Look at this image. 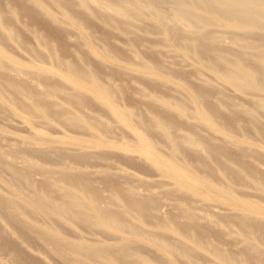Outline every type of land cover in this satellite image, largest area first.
Returning <instances> with one entry per match:
<instances>
[{
    "label": "rangeland",
    "instance_id": "374dc122",
    "mask_svg": "<svg viewBox=\"0 0 264 264\" xmlns=\"http://www.w3.org/2000/svg\"><path fill=\"white\" fill-rule=\"evenodd\" d=\"M190 1L199 15L192 21L199 23L177 19L169 0L153 6L147 0H0L2 62L18 69L13 75L0 68V147L23 173L31 163L65 167L67 182L80 178L105 200L113 195L115 203L129 187L155 193L143 191L142 205L149 208L139 217L126 212L123 219L177 246L207 245L264 264V25ZM246 3L264 9V0ZM236 61L252 73L257 88L226 77ZM63 63L93 75L106 86L107 96L73 92ZM35 103L46 107L47 117L28 113ZM57 105L63 115H54ZM68 112L78 114L71 125L65 120ZM155 119L166 124L176 144L160 133ZM138 137L148 141L155 158L178 163L184 178H207L257 208L243 210L192 181L190 187L180 186L142 156ZM188 137L201 148L194 150ZM36 170L26 174L41 189L43 171ZM5 172H0V193L6 195L14 185ZM53 191L50 195L58 194ZM155 204L159 215L151 209ZM186 209L202 212L209 222L188 221L182 214ZM1 212L0 264H70L38 231L27 230L26 239L19 238ZM51 225L65 239L117 242L108 231L79 221L58 218ZM207 246L193 253L196 264L218 261ZM132 247L133 256L152 264L187 263L146 240Z\"/></svg>",
    "mask_w": 264,
    "mask_h": 264
},
{
    "label": "bare ground",
    "instance_id": "6f19581e",
    "mask_svg": "<svg viewBox=\"0 0 264 264\" xmlns=\"http://www.w3.org/2000/svg\"><path fill=\"white\" fill-rule=\"evenodd\" d=\"M162 1L165 0H147V3L148 5L153 6L154 4ZM198 1L202 2L210 9L217 10V12L234 17H242L247 21L248 24L252 26L264 25V9H261L258 6L257 10L249 8L247 3L243 5V1L248 2V0H236L238 4L233 2V0ZM250 1L253 2V0ZM169 2L174 10V16L177 19H180L187 24H196L201 22L200 20L192 21L198 19L199 15L192 9L194 7V3H191L190 0H169ZM257 3H259V0H257ZM123 13L126 12L124 11ZM159 17L163 19V15H159ZM210 37L212 40H221L217 35H210ZM240 45L255 47L253 44H249L245 41H241ZM2 57V53L0 52V68L5 69V71L9 70L12 73L18 70L14 66L5 65L2 62ZM63 66L68 79L72 82L71 90L73 92L91 90L100 95L107 96L108 90L106 86L94 78L93 75L86 71L76 69L68 63H63ZM230 67L231 70L226 75L230 81L235 82L239 79L245 80V85L247 87L257 88V83L254 80V76L247 68L241 65L240 62H233ZM14 73L16 74L18 72ZM14 73L13 75H15ZM47 94H53V91L50 90L47 92ZM109 105L113 112H118L117 109L112 107V104ZM56 109L57 111L54 113V115H63V113H59L60 107L58 105L56 106ZM179 110L183 111V108H179ZM28 113L31 115L38 114L39 117H47L46 115L48 114L46 107L37 103L29 107ZM77 117L78 114L76 112H68L65 115V120L71 125L74 123V119ZM154 125L159 129L160 133L167 139V141H169L172 145L173 143L176 144L175 138L170 136L169 130L164 122L155 119ZM46 140L44 141L46 142ZM137 141V146L142 147L144 150L142 156L151 158L153 165L158 170H160L163 175L175 179L180 186L190 187L193 182L195 185H202L205 189L213 192L216 195L223 196L226 201L232 203L236 207H240L243 210H254L257 208H251V206L245 201L232 196L227 189L211 182L207 178L194 176H189L188 179L184 178L182 173L183 169L178 163L171 162L168 164L162 159L155 158L154 152L148 141L142 139L141 137H138ZM186 141L194 150L200 149L202 146L198 140L190 137L186 138ZM104 144H108V142H105ZM2 150L3 149L0 147V172L2 170L8 172L10 177L8 175L7 176L11 178V181L14 185V187L10 188L6 195L0 193V209H2V215L8 219V222H11L9 223L11 226L12 224L15 226L14 229L19 232L18 237H21L23 241L27 237L25 233L28 232L27 230L38 231L44 240H49L50 243L52 242L54 244V251L57 253V255H60V257L66 255L65 257L70 264H91L85 259L81 258V254L90 257L88 259L99 258V264H152L147 262L142 257L136 256L137 254L133 256V252L131 253L129 251L130 249H135L132 247V245L133 242L137 240H146L158 250L170 254L174 258H179L180 260L183 259L184 262L187 261V263L185 262L186 264H196V262L193 260V253L195 251L205 249L207 246H189L185 243H181V246H177L174 243L165 241L158 236H155L152 232L140 230L136 225H133L123 219V215L126 212H133L135 217H139L149 208V206L144 208V205H142V202L145 201V199L142 197L143 195L145 196V194H142L143 191L146 192L147 196H154L155 193H149L146 190L141 192L140 188L136 189L129 187L125 190L123 201L121 203H115V197H113V195L105 200V198H103L104 196L100 194L98 188L90 187L89 184L82 181L80 178H75L74 180L67 182L65 179L70 173L68 168L62 167L52 169L31 163L28 165V167L32 169L30 170L26 168L28 170H26V173L29 174L30 172H33L36 170L35 168H37L36 171H38L39 168H41L40 171H43V174L41 173L43 177L40 180L41 189H39V186V188L36 187L37 185L35 186L36 181L34 182L33 180V183L29 179L31 174L28 175L21 172L18 169L19 163L17 164V162L14 160L13 161L16 163L17 167L11 161H7L9 158L7 159L4 157L5 153ZM36 150L42 152L45 151L43 146H38ZM25 166L23 165V167ZM89 173L90 172L88 171V174ZM92 173H94V171ZM94 174L92 176H94ZM32 177L33 176L31 175L30 178L32 179ZM60 181H63L64 184ZM260 189L264 193V186H262ZM53 190H55L58 194L54 196L50 195L49 192ZM161 205L164 207V204ZM151 209L153 211L155 210L154 212L157 213H155L156 215L160 214V210L158 212V207L156 204L151 206ZM161 211V213H163V210ZM201 213L191 212L188 209L182 211L183 217L190 222H196L200 219H204L206 221L207 219L204 218L206 215L204 216ZM58 218L79 221L92 228H99V230L104 229L110 234L115 235L117 242L115 241L116 243L113 245H106L104 243H91L90 245L89 243L82 242L81 240L65 239L59 234L53 232L51 224H53ZM150 225L157 229H163L165 227L163 223H152ZM169 232L174 236L176 235V233L172 231ZM176 238L179 242V237H177V235L175 240ZM207 248L212 250L213 255L218 259V261H215V264L216 262L218 264H257V262L252 263L248 256L238 258L235 256H228L227 254L219 250H215L209 246H207Z\"/></svg>",
    "mask_w": 264,
    "mask_h": 264
}]
</instances>
